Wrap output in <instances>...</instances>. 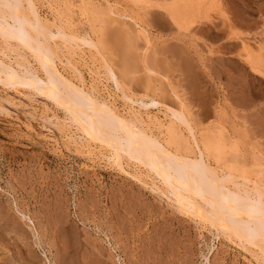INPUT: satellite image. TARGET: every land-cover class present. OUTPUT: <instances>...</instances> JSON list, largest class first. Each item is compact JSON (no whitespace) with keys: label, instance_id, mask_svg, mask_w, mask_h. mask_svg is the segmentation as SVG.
Segmentation results:
<instances>
[{"label":"rangeland","instance_id":"374dc122","mask_svg":"<svg viewBox=\"0 0 264 264\" xmlns=\"http://www.w3.org/2000/svg\"><path fill=\"white\" fill-rule=\"evenodd\" d=\"M26 1L21 10L33 27L39 29L38 19L53 34L44 33L46 39L29 28L48 40L60 75L82 86L99 108L111 105L116 119L162 142H171L175 130L183 146L196 149L174 109L186 115L197 140L218 130L226 161L209 158V165L223 176L228 160L245 168L247 179L233 168L239 178L231 177L226 188L260 193L264 203V77L241 57L244 45L264 53V0H226L241 32L233 43L228 15L180 32L131 0ZM0 16H12L8 6L0 5ZM4 38L0 34V264H264V242L248 245L213 226L179 200L183 194L159 170L124 153L119 159L79 129L46 95L47 86L57 87L34 53ZM30 73L38 79L30 86L2 82ZM152 99L157 105H144ZM192 200L214 216L202 200Z\"/></svg>","mask_w":264,"mask_h":264},{"label":"bare ground","instance_id":"6f19581e","mask_svg":"<svg viewBox=\"0 0 264 264\" xmlns=\"http://www.w3.org/2000/svg\"><path fill=\"white\" fill-rule=\"evenodd\" d=\"M20 1L21 0H7V4H5V1L0 0V5L4 7L8 6L12 12V16L9 18L0 16V34L5 37L4 39L11 38L16 40L34 53L45 72L46 79L51 80L57 87L55 88V85L51 88L47 86L45 90L46 95L48 98L50 97L53 101L65 107L67 111L73 115L72 120L80 126L79 129L85 130L91 139L105 143L107 147L109 146L112 150L114 149L119 159H121V154L124 153L144 166H147V168L156 169V171L159 170L165 175L164 178L174 185L175 192L185 195H182V197L176 195V197H178L182 203H185V205L196 214H200L202 218L209 221L213 226L220 228L222 231L229 232V234L236 236V238H239L241 241L247 242V244H252V246H257V240L258 243L260 241L264 242V203L261 194L258 193L256 197H253L249 193L241 194L230 191L225 186L227 185L226 183L231 181V177L235 178L233 175L234 171H238L235 169L242 167L238 166V164L236 165V167L238 166L237 168L232 167L235 166V164L228 160V162L224 164L225 167L223 164L221 167L219 166L221 169L222 167H224L223 169L226 168L224 173H227L223 176L218 174L219 171H216L215 165L214 168L209 165V161L207 160L209 158L215 159L216 163H221L220 161L226 159L227 152L225 151L223 144L222 134L218 130H216V133H211L209 131L200 133L198 135H202L201 137L198 136L200 139L197 140V134H193L191 127L189 128L188 126L190 125L188 123L189 121L187 120L188 122H186V115L184 116L179 109L178 111L175 109L174 111L172 110V114L175 116L174 119L184 122L183 124L186 123L185 127H187V130H190L189 132L192 133L193 137H191L194 141L192 139L191 141L194 142V147H196V149H194L193 147L183 146V143L179 141L174 132L175 130L173 133H171L172 130L169 131V133H171V142H162L155 136L146 133L141 127L130 125L131 122L129 124L127 121L116 119L117 115L114 114L111 105L99 108L89 93H87L81 85L80 88L74 86L68 78L60 75L59 71L56 69L55 61L52 58L54 57L52 56V48L47 46L49 44L48 40L47 42L45 41L47 45L41 42L37 39L39 38L38 36H32L33 32L31 34L29 28L33 29L37 35L43 34L41 35L42 38H46L44 33L47 37L50 36L49 38H51V35L53 34L50 31L48 32V30H45L48 28L45 27L44 29V26H41L43 24H39L38 19L34 20L39 26V29H35L33 27V20H29V17L27 18L24 14L25 10L24 13L23 10H21L23 9L21 8L23 6H20ZM131 1L136 5H143L151 9L155 8V10L163 11L171 24L174 25L177 30L184 32H188L192 26L198 24L199 19L204 16L206 11L218 6L217 0ZM28 2V5L30 6L32 1ZM31 6H33L32 3ZM29 9L35 11L34 7H30ZM34 13H36V11L33 12V14ZM34 17L37 18V15ZM8 19L12 20L13 24L9 22ZM46 31L48 32L47 34H50L47 35ZM59 32L61 33V31H58V33ZM58 33H56L57 36L63 34L64 31L61 34ZM64 35L66 36V39H64ZM64 35L62 36L64 40L70 39V36L67 38L65 33ZM242 52L241 57L250 70L257 75L264 77V55L262 50H255L244 45L242 47ZM18 64L20 63L18 62ZM21 66L22 64L19 65V67ZM27 67L28 65L23 70L26 71ZM107 68H110L107 70H109L112 76L111 78L117 83L116 72H114L112 67L108 66ZM27 72L29 71L27 70L26 73ZM110 74L108 75L110 76ZM80 75L81 74H79V76ZM25 76L26 74H22L20 76L21 78L18 76L20 79L14 78V80L8 79L2 82L8 86H15L16 83H19V85H22L21 83H23L24 85L30 86L32 85L31 82L34 83V81H38L37 77L33 76L32 73H30L27 78H24ZM80 81L83 82L81 78ZM38 87L41 86L39 85ZM157 103L156 100L152 99L150 103H145L144 105H157ZM107 114L112 115V117H107ZM168 143L173 146H170ZM219 163L218 165H220ZM244 169L242 170L243 172L239 169V174L241 175L238 176L247 179L246 171ZM238 176L236 178H239ZM172 184L170 185L168 183L170 186H172ZM195 197L206 203L211 208L214 216L201 210L199 205L194 203L195 199L192 200V198ZM61 247L63 251L66 250V238L61 240Z\"/></svg>","mask_w":264,"mask_h":264},{"label":"crops","instance_id":"0c3cea01","mask_svg":"<svg viewBox=\"0 0 264 264\" xmlns=\"http://www.w3.org/2000/svg\"><path fill=\"white\" fill-rule=\"evenodd\" d=\"M217 2H218V6L216 8H213L211 10L206 11L205 14H204V16L201 18L202 20L199 19L198 23L211 21V19L214 18V15L215 14H218V15L223 16V17H226V15H228V17L231 18L230 20H231V24H232L231 25V29H229V33L228 34L230 36V38H229L231 40L230 42L233 43L235 41V39H237L238 37H241V32L239 30H237V21H236V19L232 15H230L229 9L227 8V5H226V0H217ZM152 10L154 12L158 13V17L159 18H162V19H165L166 20V24H167V27L168 28L177 30L176 27L171 24V22L169 21V19L166 18V15L164 14L163 11L161 12V10L160 11H158L157 9L155 10V8H152ZM190 29H189V31H190ZM177 31L184 32V31H181V30H177ZM263 55H264V53H263ZM258 76H260V75H258Z\"/></svg>","mask_w":264,"mask_h":264}]
</instances>
